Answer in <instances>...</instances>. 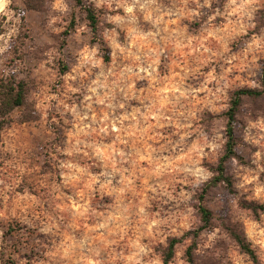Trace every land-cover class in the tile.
<instances>
[{"label":"rangeland","instance_id":"374dc122","mask_svg":"<svg viewBox=\"0 0 264 264\" xmlns=\"http://www.w3.org/2000/svg\"><path fill=\"white\" fill-rule=\"evenodd\" d=\"M84 1L99 14L95 36L72 0H46L24 21L22 0L0 11V74L28 82L33 118L16 111L1 132L0 243L17 223L31 237L17 264H162L171 239L201 226L232 94L262 89L264 0ZM234 137L232 187L204 197L212 226L194 264H254L229 223L264 264V214L241 207L264 205V95L243 102ZM189 245L171 264H190Z\"/></svg>","mask_w":264,"mask_h":264},{"label":"trees","instance_id":"16d2710c","mask_svg":"<svg viewBox=\"0 0 264 264\" xmlns=\"http://www.w3.org/2000/svg\"><path fill=\"white\" fill-rule=\"evenodd\" d=\"M23 10L19 12L21 21L25 20V12L29 11H41L46 4V0H22ZM53 1V0H49ZM77 9H79L85 16L87 26L90 28L92 34L95 36L99 29V14L97 10L88 5L84 0H72ZM13 7L10 5V9ZM5 17L2 16V20ZM73 26L67 29L63 35L64 38L68 37ZM1 33V23H0ZM102 47L103 44L101 43ZM107 52L106 48H102ZM21 50H17L15 55L20 53ZM106 59L108 57L106 56ZM65 69V68H64ZM261 87L262 89H240L235 91L231 98L227 112L225 113L226 124V143L221 157L218 160L216 168L214 170L215 176L205 185L202 195L199 198V205L197 207L201 226L193 232L187 233L182 238L171 239L162 253V264H171L175 256V250L183 240H189L190 245L185 249V259L188 263L194 264L195 253L198 251V240L200 234L209 229L212 226V213L204 205V197L210 191L225 185L228 189L232 187L231 178L226 174V165L232 161L238 159L236 150V143L234 137V125L238 111L240 110L245 100H252L262 97L264 95V65L261 70ZM29 84L23 78L16 74H0V136L1 132L7 128L11 123L12 115L18 111L20 112V121H31L32 114L29 111ZM241 207L251 212L255 217L264 214V205H258L250 202H242ZM226 235L236 244L239 250L249 257V259L257 264L258 259L255 250L251 244L247 241V238L242 231V228L235 223H229L225 227ZM25 234L22 232V228L19 224H7L2 226V236L0 243V264H17L16 258L18 256V246H30V236L25 239L24 242L20 240Z\"/></svg>","mask_w":264,"mask_h":264},{"label":"bare ground","instance_id":"6f19581e","mask_svg":"<svg viewBox=\"0 0 264 264\" xmlns=\"http://www.w3.org/2000/svg\"><path fill=\"white\" fill-rule=\"evenodd\" d=\"M7 0H0V11L3 10Z\"/></svg>","mask_w":264,"mask_h":264},{"label":"clouds","instance_id":"9594fccd","mask_svg":"<svg viewBox=\"0 0 264 264\" xmlns=\"http://www.w3.org/2000/svg\"><path fill=\"white\" fill-rule=\"evenodd\" d=\"M128 11L131 12V11H132V8L129 7V8H128Z\"/></svg>","mask_w":264,"mask_h":264}]
</instances>
